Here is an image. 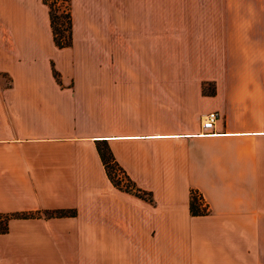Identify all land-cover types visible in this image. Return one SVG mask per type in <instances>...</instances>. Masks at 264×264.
Here are the masks:
<instances>
[{
	"label": "crops",
	"instance_id": "1",
	"mask_svg": "<svg viewBox=\"0 0 264 264\" xmlns=\"http://www.w3.org/2000/svg\"><path fill=\"white\" fill-rule=\"evenodd\" d=\"M70 13L58 49L43 0H0V214L34 213L8 219L0 264H264V0H70ZM66 57L181 70L39 71ZM102 140L149 198L111 182Z\"/></svg>",
	"mask_w": 264,
	"mask_h": 264
},
{
	"label": "trees",
	"instance_id": "2",
	"mask_svg": "<svg viewBox=\"0 0 264 264\" xmlns=\"http://www.w3.org/2000/svg\"><path fill=\"white\" fill-rule=\"evenodd\" d=\"M49 7V17L50 24L52 28L53 38L57 45L64 46L71 43L72 40V22H71V13H70V0H43ZM59 2H63L65 5L64 9L59 8ZM97 149L100 154V157L105 165L106 172L111 182L118 188L132 192L138 196L143 198H149L146 191L137 187L135 183L129 178V176L125 173L124 169L118 164L115 160L113 153L105 140L99 141L97 143ZM121 171L126 181L123 183L121 177L117 174ZM190 211L193 214L203 213L205 211L204 208L200 206V202L198 200L197 191L191 190L190 194ZM67 210H56L47 212V215H61L66 214ZM34 213L32 212H11L0 214V232L7 231L8 225L7 221L11 216H20L27 217L32 216ZM5 216V218H3Z\"/></svg>",
	"mask_w": 264,
	"mask_h": 264
},
{
	"label": "rangeland",
	"instance_id": "3",
	"mask_svg": "<svg viewBox=\"0 0 264 264\" xmlns=\"http://www.w3.org/2000/svg\"><path fill=\"white\" fill-rule=\"evenodd\" d=\"M65 4L63 2H59V8L60 9H64V6ZM71 22H72V16H71ZM54 39V38H53ZM72 42V40H71ZM55 43V41H54ZM71 45L68 44V45H64V46H59L55 43V46L58 48V49H61V48H65V47H69ZM71 47V46H70ZM71 58H63V59H60L56 65V63L54 62V60L51 58L49 63H48V66H46V63H43L41 62V64H38L39 66V71H49L52 73V75L56 78L57 81L60 82V79H61V73L65 70H68L70 72H78V71H87V73L89 75H93L95 73L93 72H96L97 71V66L96 64H92V63H89V64H86V65H79L77 63H72L71 61ZM58 66V67H57ZM26 67L27 68H32L33 65L31 64H26ZM98 69L99 70H103L104 72H106V75L107 73L109 72H115V71H122V70H126V69H129V70H134V71H138V72H143V70L145 71L146 69H148L149 71H170L172 73H178L180 70H181V65L180 64H170V65H141V64H137V65H109V64H102V65H99L98 66ZM66 72V71H65ZM107 78V82H113L110 78H112L111 76H106ZM119 177H121L123 183H125L126 179L125 177L123 176V174L121 173V171L118 172L117 174ZM3 218H5V216H3Z\"/></svg>",
	"mask_w": 264,
	"mask_h": 264
},
{
	"label": "built area",
	"instance_id": "4",
	"mask_svg": "<svg viewBox=\"0 0 264 264\" xmlns=\"http://www.w3.org/2000/svg\"><path fill=\"white\" fill-rule=\"evenodd\" d=\"M218 117H219V112L217 110H209L206 113H204L202 115V119H201V125H202L203 129L212 130L214 127V123ZM197 196H198V200L200 202V206L202 208H205L206 203L204 201V198L202 197V195L199 192H197Z\"/></svg>",
	"mask_w": 264,
	"mask_h": 264
}]
</instances>
